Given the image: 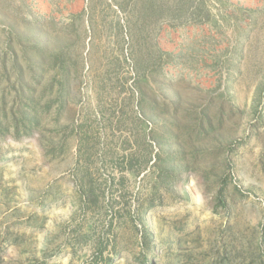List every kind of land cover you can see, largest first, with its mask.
<instances>
[{
    "label": "rangeland",
    "instance_id": "rangeland-1",
    "mask_svg": "<svg viewBox=\"0 0 264 264\" xmlns=\"http://www.w3.org/2000/svg\"><path fill=\"white\" fill-rule=\"evenodd\" d=\"M262 259L264 0H0V264Z\"/></svg>",
    "mask_w": 264,
    "mask_h": 264
},
{
    "label": "crops",
    "instance_id": "crops-1",
    "mask_svg": "<svg viewBox=\"0 0 264 264\" xmlns=\"http://www.w3.org/2000/svg\"><path fill=\"white\" fill-rule=\"evenodd\" d=\"M184 30H187V35H182V31H173L171 33L170 29H164L162 36L159 38L158 45L166 51H172L175 50L177 45L180 44L179 41H183V38H186L188 40L194 41L193 43L196 45L201 46V49H204V52L214 53V55L228 53L229 51L231 52L232 43L230 39L228 36L219 34L217 31H215V27L213 30L212 26L194 24L186 26ZM176 33L179 34V37L175 38L176 40H173L171 35ZM201 51L203 52V50Z\"/></svg>",
    "mask_w": 264,
    "mask_h": 264
},
{
    "label": "trees",
    "instance_id": "trees-1",
    "mask_svg": "<svg viewBox=\"0 0 264 264\" xmlns=\"http://www.w3.org/2000/svg\"><path fill=\"white\" fill-rule=\"evenodd\" d=\"M26 115H29V113H24L23 117L21 119L15 120L14 128L17 133H21L23 131L24 133H30L32 129L31 120L27 119ZM160 157V155H159ZM175 155L174 154H167L166 158H161L162 161L169 159L170 162L174 161ZM161 171L159 173V176L161 179H165L168 177H174L177 178V174L174 172L175 167L174 165H170L168 167L161 166ZM94 189H88L85 193L87 194L86 199H90L89 195H94L91 201H95L98 198V195L94 193ZM84 193V194H85ZM92 193V194H91ZM260 264H264V259L261 260Z\"/></svg>",
    "mask_w": 264,
    "mask_h": 264
}]
</instances>
